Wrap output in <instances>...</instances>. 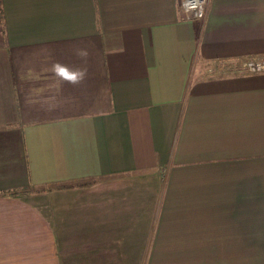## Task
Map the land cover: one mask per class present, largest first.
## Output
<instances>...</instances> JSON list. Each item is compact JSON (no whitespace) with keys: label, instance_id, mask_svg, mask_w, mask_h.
I'll list each match as a JSON object with an SVG mask.
<instances>
[{"label":"crops","instance_id":"0c3cea01","mask_svg":"<svg viewBox=\"0 0 264 264\" xmlns=\"http://www.w3.org/2000/svg\"><path fill=\"white\" fill-rule=\"evenodd\" d=\"M179 2L0 0V264H264V0Z\"/></svg>","mask_w":264,"mask_h":264},{"label":"built area","instance_id":"2783aa9c","mask_svg":"<svg viewBox=\"0 0 264 264\" xmlns=\"http://www.w3.org/2000/svg\"><path fill=\"white\" fill-rule=\"evenodd\" d=\"M207 0H180L179 9L188 12L192 18L200 19L203 17ZM239 71L259 72L264 70V58L248 59L239 66Z\"/></svg>","mask_w":264,"mask_h":264},{"label":"clouds","instance_id":"9594fccd","mask_svg":"<svg viewBox=\"0 0 264 264\" xmlns=\"http://www.w3.org/2000/svg\"><path fill=\"white\" fill-rule=\"evenodd\" d=\"M54 72L57 76L72 82H75L78 76L77 73L71 72L66 66H62L59 64L54 65ZM79 75H82V73Z\"/></svg>","mask_w":264,"mask_h":264},{"label":"rangeland","instance_id":"374dc122","mask_svg":"<svg viewBox=\"0 0 264 264\" xmlns=\"http://www.w3.org/2000/svg\"><path fill=\"white\" fill-rule=\"evenodd\" d=\"M238 68L236 70H230L231 72H237Z\"/></svg>","mask_w":264,"mask_h":264}]
</instances>
